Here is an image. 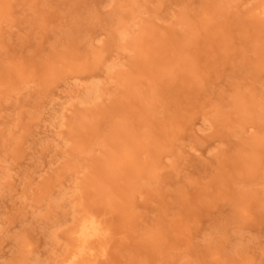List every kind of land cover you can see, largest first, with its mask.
I'll use <instances>...</instances> for the list:
<instances>
[{
	"label": "rangeland",
	"instance_id": "374dc122",
	"mask_svg": "<svg viewBox=\"0 0 264 264\" xmlns=\"http://www.w3.org/2000/svg\"><path fill=\"white\" fill-rule=\"evenodd\" d=\"M264 264V0H0V264Z\"/></svg>",
	"mask_w": 264,
	"mask_h": 264
},
{
	"label": "bare ground",
	"instance_id": "6f19581e",
	"mask_svg": "<svg viewBox=\"0 0 264 264\" xmlns=\"http://www.w3.org/2000/svg\"><path fill=\"white\" fill-rule=\"evenodd\" d=\"M74 234L77 241L76 250L61 264H75L89 246L90 241L99 238L103 234L102 223L96 215L88 214L77 223Z\"/></svg>",
	"mask_w": 264,
	"mask_h": 264
}]
</instances>
